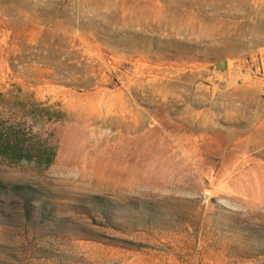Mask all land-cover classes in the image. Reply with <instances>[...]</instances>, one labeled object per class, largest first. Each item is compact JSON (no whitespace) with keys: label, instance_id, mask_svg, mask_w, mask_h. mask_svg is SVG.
Returning a JSON list of instances; mask_svg holds the SVG:
<instances>
[{"label":"rangeland","instance_id":"1","mask_svg":"<svg viewBox=\"0 0 264 264\" xmlns=\"http://www.w3.org/2000/svg\"><path fill=\"white\" fill-rule=\"evenodd\" d=\"M261 63L264 0H0V264H264Z\"/></svg>","mask_w":264,"mask_h":264},{"label":"trees","instance_id":"2","mask_svg":"<svg viewBox=\"0 0 264 264\" xmlns=\"http://www.w3.org/2000/svg\"><path fill=\"white\" fill-rule=\"evenodd\" d=\"M3 134L0 136V154L3 155L4 153L8 152L9 150H12L13 154L16 156V160H20L21 158H29L28 155H24L21 153V147H20V141L18 139H12V137H5ZM4 150V151H3ZM51 161H48V165L50 164ZM8 188L7 185L3 184L0 181V191L1 190H6ZM15 190H17L20 194H23L26 190H29V187L27 186H14ZM25 196V195H24ZM26 197V196H25ZM100 206L102 207V212L104 215L109 211V205L101 202Z\"/></svg>","mask_w":264,"mask_h":264},{"label":"water","instance_id":"3","mask_svg":"<svg viewBox=\"0 0 264 264\" xmlns=\"http://www.w3.org/2000/svg\"><path fill=\"white\" fill-rule=\"evenodd\" d=\"M225 68H226V63L225 62H222V63L218 64V69L224 70Z\"/></svg>","mask_w":264,"mask_h":264},{"label":"built area","instance_id":"4","mask_svg":"<svg viewBox=\"0 0 264 264\" xmlns=\"http://www.w3.org/2000/svg\"><path fill=\"white\" fill-rule=\"evenodd\" d=\"M261 66H262V69H261V67H260L259 70L262 71L261 75H262V77L264 78V63H261Z\"/></svg>","mask_w":264,"mask_h":264}]
</instances>
